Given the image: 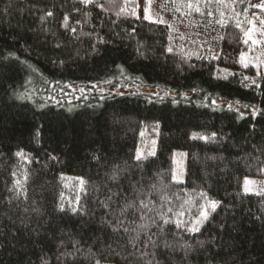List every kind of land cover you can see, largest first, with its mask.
Wrapping results in <instances>:
<instances>
[{
	"label": "trees",
	"instance_id": "obj_1",
	"mask_svg": "<svg viewBox=\"0 0 264 264\" xmlns=\"http://www.w3.org/2000/svg\"><path fill=\"white\" fill-rule=\"evenodd\" d=\"M262 1L0 0V264H264Z\"/></svg>",
	"mask_w": 264,
	"mask_h": 264
},
{
	"label": "rangeland",
	"instance_id": "obj_2",
	"mask_svg": "<svg viewBox=\"0 0 264 264\" xmlns=\"http://www.w3.org/2000/svg\"><path fill=\"white\" fill-rule=\"evenodd\" d=\"M147 1L149 2V0ZM161 2L162 0H150V11H146V13L149 14L151 19L158 20L161 18L163 22L169 23V19L161 15ZM262 3H264V0L259 4ZM259 8L262 11H257L255 9L251 22H248L250 26L247 25L246 43L248 44L249 50L242 57V62L246 65L264 64V8ZM169 18L172 20V17ZM155 152L156 146L152 145V147H148V143L144 142L136 153V159L138 156L140 159L153 156ZM176 165L178 174L175 179L179 182H183L184 159H178ZM244 191L248 194H264V178H246L244 182Z\"/></svg>",
	"mask_w": 264,
	"mask_h": 264
},
{
	"label": "snow or ice",
	"instance_id": "obj_3",
	"mask_svg": "<svg viewBox=\"0 0 264 264\" xmlns=\"http://www.w3.org/2000/svg\"><path fill=\"white\" fill-rule=\"evenodd\" d=\"M82 2H84V3H89L90 0H82ZM149 3H150V0H149ZM255 7H261V8H264V3L259 4V5H255ZM48 15L51 16L52 13L49 12ZM73 31H74V29H73ZM245 66H247V65H245ZM230 107H231V106H230ZM213 135H215V134H213ZM204 139H207V137H204ZM94 158H95V157H94ZM137 159H140V157L138 156ZM111 179H112V180H117V179H118V173H117L116 171L113 172V175H112ZM18 183H19V181H17V184H18ZM81 183L83 184L84 182L81 181ZM114 195H115V194H114ZM107 199L110 200L111 197H108ZM77 203H78V202H77ZM100 203L102 204L103 207H105V208L108 207L107 201H101ZM139 203H140L141 205H143L145 208L147 207V204L145 203L144 200H140ZM213 207L215 208V205H214ZM60 210H61V211H64L63 206H61ZM72 211H73V212H76L77 209H76V208H73ZM204 218H205V219L207 218V213H206V212L204 213ZM108 223H109L110 226H112V230H113V231H116V232H118V231L120 230V228L123 226V221L119 220L118 218L116 219L115 225H113V222H112V221H109ZM165 223H167V221H165ZM193 230H194V231H198V230H199V227H196V228H194ZM123 231H124V232H128V229L125 227V228H123ZM138 236H139V233H137V237H138ZM135 239H136V237H130V240H132V241H134ZM79 243H80L79 241H75V242L73 243V249H74V251H79ZM149 243H154V242L151 241V239L149 238ZM71 254H72V253H68V255H71ZM94 264H100V259H96V260L94 261Z\"/></svg>",
	"mask_w": 264,
	"mask_h": 264
}]
</instances>
